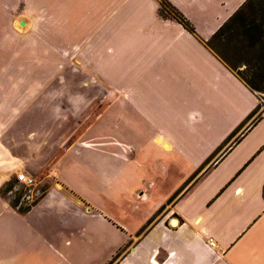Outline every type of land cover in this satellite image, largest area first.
<instances>
[{"label":"crops","instance_id":"1","mask_svg":"<svg viewBox=\"0 0 264 264\" xmlns=\"http://www.w3.org/2000/svg\"><path fill=\"white\" fill-rule=\"evenodd\" d=\"M166 1L194 35L160 0H1L25 59L55 66L0 69V189L48 184L24 214L0 195V264H264V109L206 45L247 0ZM161 151L179 179L154 198Z\"/></svg>","mask_w":264,"mask_h":264},{"label":"rangeland","instance_id":"2","mask_svg":"<svg viewBox=\"0 0 264 264\" xmlns=\"http://www.w3.org/2000/svg\"><path fill=\"white\" fill-rule=\"evenodd\" d=\"M1 2V0H0ZM6 18L5 12H0V69H8V68H34V67H54V61H40V60H30L25 59V52H24V45L22 43L16 42L15 38H13L12 34L9 33V30L7 27L3 26L4 22H2L3 19ZM264 31V25L263 29ZM214 50L219 54H221L225 60L231 63V67L233 71L241 78L245 79L248 82H251L254 84L257 88L262 89L260 92H255L258 97V105H259V112L254 116V119L258 117L259 113L264 109V35L259 36V38L254 41V45L248 44L247 41H245L244 37L240 34L239 30H236V28L230 29L226 35L222 38L221 42H217L214 45ZM7 77L0 76V82L5 80ZM12 78H18V77H12ZM119 111L118 108H113V111L111 113V117L113 120V123L111 125V131L114 136H117L120 134V118L119 117ZM122 129L130 130V125L123 122L121 124ZM147 126V125H144ZM132 128V127H131ZM147 129L142 130V132H145ZM142 140L137 139L138 137L136 135H132L128 137V140H126V145L129 146L132 142H135V140ZM173 143V141H171ZM159 162L158 165L160 167L164 166L163 169H160L159 175H168L170 174V178L167 182L165 181H157L155 180L153 182L154 184V198L161 197L168 192L172 190V187L177 184L178 182V175L171 172L166 171L167 167V156L162 151L159 153ZM202 171H198L193 173L186 182L177 189V191L174 193L173 197H176L179 193H181L183 190H185L188 186H190L195 179L200 175ZM44 178V174H41L38 179L35 178V181L37 183L36 188H34V201L37 200L41 195V190L45 189V187L48 185L45 182H42V179ZM10 181V180H9ZM8 181V182H9ZM7 185L5 184L0 191L3 192V198L6 201H13L16 197V193H18L21 190H24V194L27 193V190L22 187V185L17 184L14 185L12 188L11 193H4V190L6 189ZM153 197H151L152 199ZM153 198V199H154ZM144 202L143 207L146 205H149L153 202ZM172 200V198H171ZM169 200L168 202H170ZM22 203V206H25V200H20ZM169 203L161 209L159 213V219L163 218L164 215L168 212ZM130 222V221H128ZM171 220L169 221V223ZM171 226V225H170ZM172 227V226H171ZM123 252H121L122 254ZM107 255L106 252H100L99 256L96 257L97 262H90L89 264H98V261L101 257H105ZM121 256V255H120ZM118 259V258H117ZM116 259V260H117ZM115 260V261H116Z\"/></svg>","mask_w":264,"mask_h":264},{"label":"trees","instance_id":"3","mask_svg":"<svg viewBox=\"0 0 264 264\" xmlns=\"http://www.w3.org/2000/svg\"><path fill=\"white\" fill-rule=\"evenodd\" d=\"M159 16L164 20L175 21L180 24L187 32L191 34H195V29L191 25V23L184 17V15L179 12L172 4H170L166 0H160L159 2ZM264 25V0H247L229 19L223 24L210 38L206 45L209 49H211L218 57H220L226 64L232 69V65L230 62L225 60V58L214 50V45L217 42H221L222 38L226 35V33L232 29L236 28L239 30L240 34L244 37L245 41L250 45H254V41H256L259 36L264 35L263 29ZM233 70V69H232ZM241 78V77H240ZM245 84L254 92H260L262 89L257 88L251 82L246 81L241 78ZM259 112V105L255 108V110L250 114L249 118L254 117ZM260 120V113L255 121ZM7 187L4 190V193H9L12 191L14 185H17L16 177L11 178L9 182L6 183ZM47 189L41 190L42 195L35 201H33L30 205H19L20 200L23 196L24 190L16 193V197L13 201H8L10 206L20 214L26 213L33 205L37 203V201L43 196ZM1 197H3V192L0 191ZM263 196H264V188H263ZM152 221V220H151ZM149 221L148 224L151 223ZM147 224V226H148ZM146 227V226H145ZM121 252H118L116 256L111 261L112 264L118 257H120Z\"/></svg>","mask_w":264,"mask_h":264},{"label":"built area","instance_id":"4","mask_svg":"<svg viewBox=\"0 0 264 264\" xmlns=\"http://www.w3.org/2000/svg\"><path fill=\"white\" fill-rule=\"evenodd\" d=\"M16 182H17V184L22 185V187L27 190V193L24 194L21 199L26 201L25 205H30L34 201L33 200L34 199V195H35L34 194V188H36V186H37V183H36L35 179L33 177H31V176H28V175L24 174V173H18L16 175ZM11 192H9V193H11ZM19 205H22V203L20 202ZM172 221L173 220H171L170 225L172 227H174L172 225ZM177 224H178V222H177ZM208 243H209L210 246H214V242L212 240H209Z\"/></svg>","mask_w":264,"mask_h":264}]
</instances>
